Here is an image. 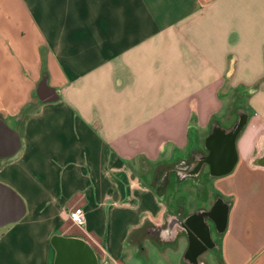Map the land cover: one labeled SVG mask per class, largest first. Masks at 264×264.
Returning a JSON list of instances; mask_svg holds the SVG:
<instances>
[{
	"label": "crops",
	"instance_id": "0c3cea01",
	"mask_svg": "<svg viewBox=\"0 0 264 264\" xmlns=\"http://www.w3.org/2000/svg\"><path fill=\"white\" fill-rule=\"evenodd\" d=\"M235 111L230 173L145 177ZM206 168L222 180L197 206L179 190ZM217 199L222 228L171 224ZM57 235L97 264H195V240L196 264H264V0H0V264H60Z\"/></svg>",
	"mask_w": 264,
	"mask_h": 264
},
{
	"label": "water",
	"instance_id": "95a60500",
	"mask_svg": "<svg viewBox=\"0 0 264 264\" xmlns=\"http://www.w3.org/2000/svg\"><path fill=\"white\" fill-rule=\"evenodd\" d=\"M243 124L244 120L242 119L231 128H222L218 126L212 128V133L206 140V145L210 149V152L205 156V160L202 163V165L204 163L209 165L210 174L212 176H223L233 170L237 159L235 140ZM199 170L200 167L192 174H197ZM20 216L21 215H19V217ZM55 238H59L57 242H60L58 243V247H60V250H58L60 253L57 256V262L60 264L64 262L70 264L98 263L96 253L92 251L86 240L59 235Z\"/></svg>",
	"mask_w": 264,
	"mask_h": 264
},
{
	"label": "rangeland",
	"instance_id": "374dc122",
	"mask_svg": "<svg viewBox=\"0 0 264 264\" xmlns=\"http://www.w3.org/2000/svg\"><path fill=\"white\" fill-rule=\"evenodd\" d=\"M238 105H233L235 110L237 109ZM238 121V114L237 111L231 113V115L225 119L224 123L228 126H233L236 122ZM198 143L194 146V148L201 147L203 150H207L205 144H204V138H199L197 139ZM189 154V153H187ZM163 157V156H162ZM164 157L163 160L158 163V167L154 168H147L145 177L148 176L149 171H151V174L149 175V178L151 182L153 183L154 186H156L160 191L162 192H168L170 188H167L169 183H171V186L173 189L174 184L179 183V180L184 177L185 175L182 173H177L176 170L169 169L168 162L167 160L165 161ZM153 174V176H152ZM190 174V173H189ZM219 179V180H218ZM222 178H212V176L209 174V170L206 168L204 169L203 173L200 174L198 177L194 178L191 177L184 181L183 184L184 186L179 190L180 195L187 196L189 194L194 195L196 197L197 201V206H204V205H209V203L212 201L213 197V190L216 185V182L219 183ZM162 182V183H161ZM180 184V183H179ZM195 199V198H194ZM191 203L189 204V206ZM194 209L195 207H189V209ZM209 258L211 257L210 255L208 256ZM211 264H216V262H212Z\"/></svg>",
	"mask_w": 264,
	"mask_h": 264
},
{
	"label": "flooded vegetation",
	"instance_id": "af4514ba",
	"mask_svg": "<svg viewBox=\"0 0 264 264\" xmlns=\"http://www.w3.org/2000/svg\"><path fill=\"white\" fill-rule=\"evenodd\" d=\"M243 119V115L240 116V120ZM221 136V135H220ZM198 153L195 156V161L193 164H187L185 163L181 167L175 168L177 173H182V174H189V173H194L198 167H201L203 161L205 160V156L209 154L210 151L206 153H202L197 151ZM226 213H227V204L221 201V199H217L213 206L210 209H200L197 214H194L193 216L190 217H185L181 220H175V221H170L172 225L179 224L181 227L187 228H195L197 229L201 234L205 233L206 230L202 226V218L205 216L210 217V222L213 223V225H216L218 228H222L226 222ZM202 234V235H203ZM196 240L194 241L193 245L189 249V258L193 261H195L196 264V254L202 249L197 246V243H195Z\"/></svg>",
	"mask_w": 264,
	"mask_h": 264
},
{
	"label": "built area",
	"instance_id": "2783aa9c",
	"mask_svg": "<svg viewBox=\"0 0 264 264\" xmlns=\"http://www.w3.org/2000/svg\"><path fill=\"white\" fill-rule=\"evenodd\" d=\"M65 216L74 225L84 228L86 224V211L82 206H72L65 209Z\"/></svg>",
	"mask_w": 264,
	"mask_h": 264
},
{
	"label": "trees",
	"instance_id": "16d2710c",
	"mask_svg": "<svg viewBox=\"0 0 264 264\" xmlns=\"http://www.w3.org/2000/svg\"><path fill=\"white\" fill-rule=\"evenodd\" d=\"M244 120V119H243Z\"/></svg>",
	"mask_w": 264,
	"mask_h": 264
}]
</instances>
